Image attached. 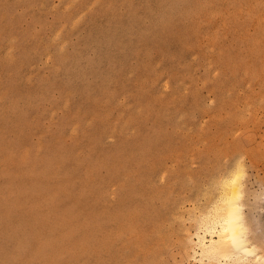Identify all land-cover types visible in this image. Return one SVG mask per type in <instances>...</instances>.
Returning <instances> with one entry per match:
<instances>
[{
    "label": "rangeland",
    "instance_id": "obj_1",
    "mask_svg": "<svg viewBox=\"0 0 264 264\" xmlns=\"http://www.w3.org/2000/svg\"><path fill=\"white\" fill-rule=\"evenodd\" d=\"M232 174L264 264V0H0V264H210Z\"/></svg>",
    "mask_w": 264,
    "mask_h": 264
},
{
    "label": "bare ground",
    "instance_id": "obj_2",
    "mask_svg": "<svg viewBox=\"0 0 264 264\" xmlns=\"http://www.w3.org/2000/svg\"><path fill=\"white\" fill-rule=\"evenodd\" d=\"M239 176L232 174L222 180L221 195L211 209L202 214L198 220L194 245L198 250V253H195L202 261L206 260L210 264L219 260L233 263L251 259L253 261L251 264H255L257 260L262 261V258L256 254V248L254 249L255 246L249 236L244 205L240 201L242 182ZM252 258H256L254 259L256 261L254 262Z\"/></svg>",
    "mask_w": 264,
    "mask_h": 264
}]
</instances>
